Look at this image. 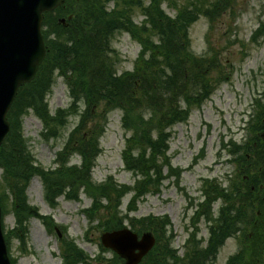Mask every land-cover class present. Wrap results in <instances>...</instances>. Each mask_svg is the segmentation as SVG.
I'll use <instances>...</instances> for the list:
<instances>
[{
  "label": "trees",
  "instance_id": "16d2710c",
  "mask_svg": "<svg viewBox=\"0 0 264 264\" xmlns=\"http://www.w3.org/2000/svg\"><path fill=\"white\" fill-rule=\"evenodd\" d=\"M164 1L68 0L55 13L44 14L46 57L35 78L18 89L7 114L10 130L0 146L5 181L4 188L0 186V205L4 213L10 203L17 229L23 235L27 236L24 222L30 217L42 219L48 227L53 224L27 203L26 189L34 175L41 178L44 198L51 206L60 195L76 200L82 191L90 197L91 206L84 212L90 220L97 218L96 227L101 231L123 226L119 215L127 194L131 197L125 216L136 210L145 195L158 193L167 177H174L179 185L181 170L171 165L167 155L170 129L185 122L192 108H199L210 97L224 66L215 53L210 57L193 53L189 27L203 16L212 28L236 0H186L180 7L172 0L176 10L173 17L162 8ZM110 2L114 3L111 9L107 7ZM136 8L143 16L139 26L131 18ZM69 14L72 18L67 27L57 23L58 17ZM117 32H127L140 45L136 67L121 74L115 71L117 55L111 46ZM260 37L264 38V22L253 32L251 42L257 43ZM56 76L68 84L70 102L51 113L46 96ZM257 105L260 112L249 127L255 145L239 147L232 140L221 141L237 168L236 179H230L226 186L217 179H203L202 199L196 203L186 194L185 210H194L183 257L172 246L174 234L167 215L130 217L133 230H150L156 237L155 246L139 264H214L219 249L230 237L239 239V245L226 264H264V100ZM99 107L104 114L121 111V127L128 134L122 161L123 168L133 176L131 185L120 184L112 176L101 183L92 181L105 125H90L98 117L95 111ZM29 110L40 119L44 140L58 137L67 119L78 117L51 168L43 169L35 163L23 137L22 118ZM73 155L80 157L79 165H69ZM165 167L167 174L163 173ZM202 221L208 230L204 245L197 238ZM14 230L5 235L7 243L13 233L16 235ZM61 249L64 264L91 263L72 241H63ZM111 261L122 264L116 255Z\"/></svg>",
  "mask_w": 264,
  "mask_h": 264
},
{
  "label": "rangeland",
  "instance_id": "374dc122",
  "mask_svg": "<svg viewBox=\"0 0 264 264\" xmlns=\"http://www.w3.org/2000/svg\"><path fill=\"white\" fill-rule=\"evenodd\" d=\"M176 1L177 7L186 3V0ZM112 5L113 2L107 6L111 9ZM161 6L169 16L175 15L172 0L164 1ZM131 18L132 22L139 26L143 16L136 8L132 11ZM261 20H264V0H236L230 10L214 22L212 28L207 18L203 16L192 23L189 37L193 53L196 56L207 57L215 53L224 66L210 97L199 108L193 107L185 122L178 123L170 129L168 155L171 165L181 170L180 183L176 185L174 177H167L158 193L146 195L138 203L136 210L127 216L125 208L130 195L122 201L119 216L126 227H131L130 217L167 215L171 220L174 234L172 246L178 250L180 256L185 252L184 243L189 233L187 229L189 217L194 210V208L185 210L186 194L196 203L201 199L200 188L203 179L215 178L224 186L230 179H236L237 168L231 157L229 159L226 150L220 148L221 141L227 143L228 140H233L239 147L246 144L252 147L255 145L246 123L251 114L255 119L260 112V109L255 111L253 102L264 89V42L259 40V44H255L251 42L250 37ZM111 46L117 55L116 73L132 71L137 65L139 43L128 33L117 32ZM212 76L215 77L216 73H212ZM46 101L52 113L69 105L68 84L63 77L56 76ZM82 109L83 105H80V110ZM29 112L22 118V134L35 163L43 169H48L53 167L52 160L63 148L70 130L78 122V117H69L58 137L43 140L40 136L42 123L31 111ZM95 114L98 117L90 125L95 122L105 125L99 138L101 152L95 161L92 181L102 182L111 175L120 184L131 185L133 176L122 168L121 152L127 133L120 125V111L114 110L104 114L102 107H99ZM242 152L240 149V153ZM246 154L248 158V153ZM78 162L76 156L71 159V163ZM166 173L167 169L164 168V174ZM0 186L3 188L5 186L1 168ZM27 197L28 203L37 207L40 214L49 215L54 223L64 227V231L60 233L63 239L72 241L86 252L90 264H112L113 252L99 246L102 231L96 227L97 218L91 224L92 229L88 232L86 230L89 222L86 215L81 212L91 204V199L86 194L81 192L77 201L66 200L61 196L57 199L56 206L50 207L43 199L41 179L34 176L29 182ZM218 204L219 202L214 205V209ZM5 208L2 223L4 231L9 232L15 225L14 216L9 202ZM27 226V252L19 251V240L12 237L10 241L9 253L15 259V264H62L60 241L56 233L49 234L42 222L34 218L29 220ZM207 236V227L202 221L198 225L197 238H200L204 245ZM238 245L239 239L229 238L219 250L214 264H226V259L238 249ZM96 259L100 260V263H97Z\"/></svg>",
  "mask_w": 264,
  "mask_h": 264
},
{
  "label": "water",
  "instance_id": "95a60500",
  "mask_svg": "<svg viewBox=\"0 0 264 264\" xmlns=\"http://www.w3.org/2000/svg\"><path fill=\"white\" fill-rule=\"evenodd\" d=\"M64 1L0 0V145L9 130L6 114L18 88L34 78L45 56L40 32L42 14ZM60 22L64 24V19ZM100 239L103 246L125 259L124 264H137L154 244L150 233L138 239L128 229L105 232ZM0 264H10L1 226Z\"/></svg>",
  "mask_w": 264,
  "mask_h": 264
}]
</instances>
